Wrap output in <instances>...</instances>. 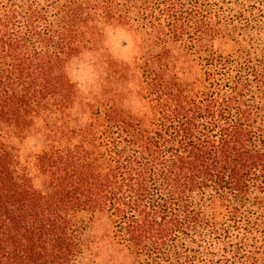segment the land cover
I'll use <instances>...</instances> for the list:
<instances>
[{
    "label": "trees",
    "instance_id": "trees-1",
    "mask_svg": "<svg viewBox=\"0 0 264 264\" xmlns=\"http://www.w3.org/2000/svg\"><path fill=\"white\" fill-rule=\"evenodd\" d=\"M112 26L141 42L140 119L66 74ZM37 124L32 177L12 139ZM82 212L138 264H264V0H0V264H77Z\"/></svg>",
    "mask_w": 264,
    "mask_h": 264
},
{
    "label": "rangeland",
    "instance_id": "rangeland-1",
    "mask_svg": "<svg viewBox=\"0 0 264 264\" xmlns=\"http://www.w3.org/2000/svg\"><path fill=\"white\" fill-rule=\"evenodd\" d=\"M140 48L139 37L129 28L107 27L99 48L73 58L66 69L67 77L79 91V99L82 100L88 93L93 98L100 91V96L102 95L107 105L114 103L126 115L139 118L147 113L150 101L141 93L140 88L142 70H139L141 60H138L143 54ZM216 48L224 52L227 50L220 43L216 44ZM194 72L195 75L202 73L197 64H194ZM77 108L76 105L72 110L73 117L82 110ZM39 124L29 130L25 139H12L18 159L27 167L32 177L36 175L33 167L35 155L46 144V137L38 130ZM71 127L77 126L73 123ZM70 131H62L54 137L64 142L65 134L68 135ZM77 142L74 138L73 143ZM74 218L84 240L83 253L77 264H138L136 257L118 243L113 222L108 215L82 212Z\"/></svg>",
    "mask_w": 264,
    "mask_h": 264
}]
</instances>
